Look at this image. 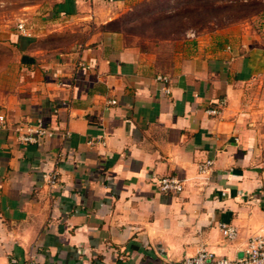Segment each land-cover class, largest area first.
I'll list each match as a JSON object with an SVG mask.
<instances>
[{
  "label": "crops",
  "instance_id": "0c3cea01",
  "mask_svg": "<svg viewBox=\"0 0 264 264\" xmlns=\"http://www.w3.org/2000/svg\"><path fill=\"white\" fill-rule=\"evenodd\" d=\"M140 1L35 0L42 16L13 36L0 113L55 132L0 128V264L239 258L264 232V28L187 34L167 64L136 29ZM169 174L181 193L158 189Z\"/></svg>",
  "mask_w": 264,
  "mask_h": 264
},
{
  "label": "rangeland",
  "instance_id": "374dc122",
  "mask_svg": "<svg viewBox=\"0 0 264 264\" xmlns=\"http://www.w3.org/2000/svg\"><path fill=\"white\" fill-rule=\"evenodd\" d=\"M34 2L0 0V79H3L1 68L7 63L10 51H15L12 38L20 32L19 24L26 22L32 28L45 10L33 9ZM133 15L139 24L137 31L159 51L165 52L163 62L168 64L170 54L178 49L180 39L187 34L194 37L196 32L240 25L245 21L264 28V0H142ZM55 41L69 42L67 37H56Z\"/></svg>",
  "mask_w": 264,
  "mask_h": 264
},
{
  "label": "built area",
  "instance_id": "2783aa9c",
  "mask_svg": "<svg viewBox=\"0 0 264 264\" xmlns=\"http://www.w3.org/2000/svg\"><path fill=\"white\" fill-rule=\"evenodd\" d=\"M30 29L26 22L19 24V30L24 35H30ZM116 103L115 99L110 101ZM226 104V99H221L218 106L210 108L208 111L212 114L219 113ZM0 128L9 130L17 137L21 143L34 142L41 144L47 136L54 134V130L45 126L42 122H24L9 123L7 117L0 113ZM211 161H208L210 163ZM207 164V163H206ZM206 164L202 165L204 169ZM49 183L56 185L58 177L56 173L49 176ZM157 187L160 191L166 193H181L184 190V181L177 175H163L157 179ZM223 234L228 239H235L238 234L237 228L230 223H221ZM8 264H44L31 257L25 261H20L15 257L9 260ZM164 264H264V232L253 235L245 251V255L239 258H231L225 255H218L207 247H200L196 254L188 256L180 261L168 260Z\"/></svg>",
  "mask_w": 264,
  "mask_h": 264
}]
</instances>
